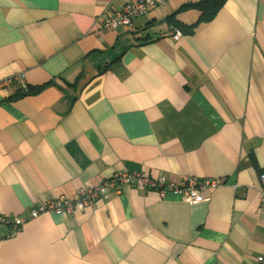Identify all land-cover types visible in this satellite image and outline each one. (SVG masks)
Returning <instances> with one entry per match:
<instances>
[{"label": "crops", "instance_id": "1", "mask_svg": "<svg viewBox=\"0 0 264 264\" xmlns=\"http://www.w3.org/2000/svg\"><path fill=\"white\" fill-rule=\"evenodd\" d=\"M0 0V215L121 170L218 178L202 201L126 186L75 215L3 227L0 264H258L264 254V0ZM193 31L174 40L167 17ZM179 28V27H178ZM40 88L20 94L17 81ZM253 155L254 161L251 156Z\"/></svg>", "mask_w": 264, "mask_h": 264}, {"label": "built area", "instance_id": "2", "mask_svg": "<svg viewBox=\"0 0 264 264\" xmlns=\"http://www.w3.org/2000/svg\"><path fill=\"white\" fill-rule=\"evenodd\" d=\"M168 0H129L122 7L108 15L103 14L99 18V26L103 29L112 31L131 25L138 17H142L155 7L164 5ZM183 31L179 28H171L170 36L178 40L183 36ZM17 81L21 90H28L29 85L25 80L24 74H18L5 78L1 81L2 85H11ZM260 179L262 186L259 190V208L264 209V172ZM224 182L218 178H197L174 181L165 175L151 176L144 172H131L121 170L116 172L111 178L102 180L92 186H83L73 194H63L54 199H47L32 207L28 216L17 214L14 216L0 215V240L3 227H9L12 231L20 229L22 224L32 217H37L42 213H53L57 215H75L77 212L91 208L101 197L117 192L121 193L126 186H135L142 190H156L164 198L169 193L182 195L189 202L202 201L205 197V190L215 189ZM258 264H264V254L257 257Z\"/></svg>", "mask_w": 264, "mask_h": 264}, {"label": "trees", "instance_id": "3", "mask_svg": "<svg viewBox=\"0 0 264 264\" xmlns=\"http://www.w3.org/2000/svg\"><path fill=\"white\" fill-rule=\"evenodd\" d=\"M226 2H227V0H200L199 2H197L195 4L184 5L181 9H187V8H191V7L196 8V9L200 10L202 20L210 21L215 17V15L218 13V11L221 9V7ZM167 21L171 26L176 27V28L179 27V29H181L183 31V33H186V32L190 33L191 31H193V30H191L192 26H189V27L185 26V25L181 24L178 20H176L174 17V14L171 16H168ZM39 89L40 88H32L29 86L28 90L20 91V94H18L17 97L22 96V94L24 95V94H28L31 92H36ZM251 159H252V161H254L253 155L251 156Z\"/></svg>", "mask_w": 264, "mask_h": 264}]
</instances>
